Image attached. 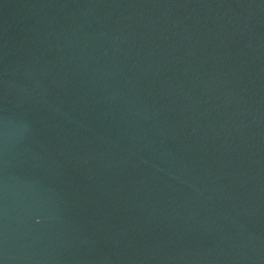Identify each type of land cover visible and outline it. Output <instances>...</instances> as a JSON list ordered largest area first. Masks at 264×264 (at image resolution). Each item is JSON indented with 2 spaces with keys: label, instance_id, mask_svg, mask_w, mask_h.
Masks as SVG:
<instances>
[{
  "label": "water",
  "instance_id": "95a60500",
  "mask_svg": "<svg viewBox=\"0 0 264 264\" xmlns=\"http://www.w3.org/2000/svg\"><path fill=\"white\" fill-rule=\"evenodd\" d=\"M0 264H264V0H0Z\"/></svg>",
  "mask_w": 264,
  "mask_h": 264
}]
</instances>
